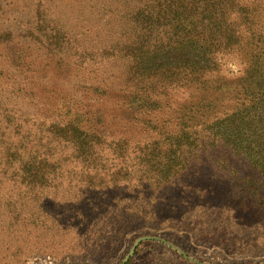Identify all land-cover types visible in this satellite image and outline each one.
<instances>
[{"label": "rangeland", "instance_id": "374dc122", "mask_svg": "<svg viewBox=\"0 0 264 264\" xmlns=\"http://www.w3.org/2000/svg\"><path fill=\"white\" fill-rule=\"evenodd\" d=\"M217 22L221 42L234 30L255 46L260 33L264 49V0H0V264H264V240L252 248L214 237L253 226L222 201L190 210L184 181L148 190L139 183L148 168L140 160L167 149L166 133L199 110L190 105L205 84L156 83L157 94L172 93L144 114L122 98L141 90L130 69L139 49L155 63L187 40L202 43ZM235 48L213 51L219 69L207 85L215 90L205 95L211 105L200 108L195 131L207 118L216 120L215 132L221 119L256 106L244 83L248 51ZM63 105L96 133L91 149L77 152L50 130L63 120ZM207 135H199L205 144ZM221 146L200 149L210 156L208 173L242 179L244 161L234 159L235 170L217 164L230 148ZM34 171L47 176L29 178ZM113 186L118 200L100 199L116 196ZM153 214L156 221L147 218Z\"/></svg>", "mask_w": 264, "mask_h": 264}, {"label": "trees", "instance_id": "16d2710c", "mask_svg": "<svg viewBox=\"0 0 264 264\" xmlns=\"http://www.w3.org/2000/svg\"><path fill=\"white\" fill-rule=\"evenodd\" d=\"M192 26V24H189V27ZM207 32L209 36L206 40H202V43L187 40L183 46L161 53V57L155 63L152 62L154 60H150L152 57L149 58L147 56L149 52L143 51L142 48L139 49L135 60L130 63V69L133 76L137 79L136 83L141 86V90L128 92L126 96H122L123 101L132 106L137 104L136 109L140 111L139 113L142 112L144 114L150 109L149 107L158 106L159 101L166 100L165 98L170 97L172 93H167V95L165 93L157 94L156 83L166 85L182 79L191 87H194L196 83L205 84L200 90L198 101H195V103L193 101L190 107L193 108V105L196 104L195 107L198 108L202 104L200 108L208 109L211 103L210 101L205 102V95L208 91L215 89L207 84H213L215 78V76L212 78L213 72L219 69V64L213 56V51L218 48L230 49L236 47L235 49H242L241 52L248 51L246 57L248 67H245V71L243 70V74H247L244 83L248 84L247 91L251 93V100L256 98L254 102L251 101L253 102L251 106H256L250 109V113L255 111L256 116L255 114L254 116H249L250 113L244 108L245 110L242 111L247 112L245 117H242V115L239 117L238 114H234L231 117L223 118L218 124L222 125L221 128L217 129V127L215 132L211 133V131H214L215 119L207 121L206 118L203 121L205 129L195 131L198 125L195 123L196 115L201 109H194L192 113H188L186 116L187 123H183V125L180 123L176 130L170 134L166 133L165 140L169 143L167 149L163 150L156 143L154 145L157 147L149 154L150 158L149 156H144L140 160L148 168L141 170L142 175L139 176L141 177L139 178V183H141L144 190H148L149 188H156V186H162L163 188L173 187L175 186V180L184 181L187 186L185 189L182 187L181 190L182 194L191 203L187 204V208L190 210L196 203L201 205L209 203L208 207H212L211 205H215V202L218 204L222 201L223 206L226 207L225 211L236 212L240 219L253 223V226L240 231L234 237H226L222 235L223 233L214 237L227 245L233 244L232 246H235V244L243 241L254 248L258 244L256 243L258 239L264 240V49L257 46L262 36L258 33L255 39V46L252 43L248 45L241 42L242 35L236 37V31L229 30L225 36L226 39L221 42V38H217L219 37L217 34L222 32L219 22L212 24V26H207ZM194 53L196 55H193ZM20 56L17 55L15 60L11 61L13 67L20 66L19 62L22 61ZM55 64L60 66L61 62L55 61ZM32 75L34 74L31 72L30 78ZM250 79L255 81V83L247 81ZM159 95L162 96V99H159ZM60 109H66L63 120L59 124H52L49 127L50 130H54L55 133L60 135V138H64L65 144L71 143V147L75 148L77 152L91 149L94 140L97 138L92 127H89L87 121H82L78 114L75 111L73 112L68 105L66 107L63 105ZM230 128H233V130ZM203 132L208 133L206 144L202 142L204 137L202 139L199 137ZM216 142H220L222 148L230 147L218 160L217 164L221 165L222 168L226 169L227 165L228 167L232 166L233 170H235L234 159L237 161L234 163L237 164L242 161L245 162L246 173H244L242 179L235 177L236 180H233L236 175L234 172V176L231 175L230 178L216 179L210 176V173H208L210 168L208 166L211 163L206 162L210 159V156H205L200 149L204 145H216ZM211 162H214L212 158ZM200 170H204L206 173ZM201 174L204 176H200ZM46 176L47 174L38 175V171H34L29 178L44 180ZM112 188L116 196L112 198L107 196V194L105 196L101 194L100 199L111 203H114L116 199L118 200L120 189L118 186H113ZM152 197L153 195L150 196V200ZM88 208L92 212L96 211V206ZM147 218L151 221H156L155 214L147 216ZM142 222L145 221L142 220ZM155 229L160 228L156 227Z\"/></svg>", "mask_w": 264, "mask_h": 264}]
</instances>
